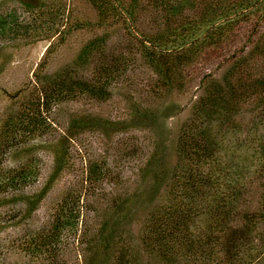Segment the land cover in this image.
<instances>
[{"label":"rangeland","instance_id":"374dc122","mask_svg":"<svg viewBox=\"0 0 264 264\" xmlns=\"http://www.w3.org/2000/svg\"><path fill=\"white\" fill-rule=\"evenodd\" d=\"M56 11L63 14L55 16ZM142 18L138 28L148 30L151 18ZM95 19L86 0H0V264H118L119 246L105 250L97 239L104 225V236L115 233V241L122 235L132 242L136 264H162L157 256L148 257L140 237L146 216L165 195L162 190L150 194L155 182L141 169L154 151L164 153L157 168H172L180 129L203 93L199 75L221 80L229 64L206 62L188 90L155 95L157 77L136 62L139 55L132 48L135 64L112 85L108 100L81 96L59 101L43 110L46 127L25 136L20 129L28 111L23 101L38 88L37 73L46 79L74 66L81 47L104 30L74 29L64 43L62 33ZM113 29L108 48L130 43L124 26ZM253 108L244 105L234 114L239 132L227 136L222 155L250 189L241 213L264 214V157L256 149L264 121ZM7 121L19 128H9ZM4 128L16 131L13 139L3 137ZM95 164L103 173L96 181L88 172ZM65 199L79 200L78 225L61 233L51 253L34 252L37 242L32 240L50 228ZM206 219L202 215L193 232H206ZM254 244L257 251L249 260L248 249L241 253L243 264H264V242L257 237ZM219 258L196 255L187 262L216 264Z\"/></svg>","mask_w":264,"mask_h":264},{"label":"trees","instance_id":"16d2710c","mask_svg":"<svg viewBox=\"0 0 264 264\" xmlns=\"http://www.w3.org/2000/svg\"><path fill=\"white\" fill-rule=\"evenodd\" d=\"M86 1L96 19L84 20L63 32L60 41L64 43L72 30L88 26L103 33L81 47L74 66L46 79L37 73L38 88L25 96L27 119L23 118L20 129L25 136L44 129L43 110L48 111L59 101L81 96L108 100L112 85L123 81L135 64L132 48L139 55L136 62L157 77L155 95L171 89L188 90L189 85L197 83L206 62L228 63L221 80L210 74L204 79L199 75L203 93L180 129L172 168H157L164 153L154 151L141 169L155 182L150 194L158 196L162 190L160 195H165V200L157 202L146 216L140 239L148 257L157 256L162 264H189L187 260L196 255L220 256L216 264H243L242 252L248 249L249 260L257 251L255 238L264 242V214L247 209L241 213L250 189H245L240 172V179L236 178L234 164L222 152L227 136L239 132L233 116L244 105L254 106L256 116L264 121V0ZM146 15L151 18L150 26L148 30L139 29ZM118 25L125 27L130 43L108 48L109 34ZM85 69L90 71L89 76L83 73ZM6 123L9 128L17 127L13 121ZM8 131L4 128L3 137L13 139L16 131ZM256 149L264 157V133ZM88 172L90 180L95 181L103 174L97 164ZM81 215L79 200L65 199L50 228L32 240L37 242L34 252L51 253L55 240L63 231L77 226ZM202 215L208 220L206 232L196 234L193 227ZM104 229L105 225L97 239L105 250L119 246L118 264H136L129 249L132 242L126 238L125 242L122 235L115 241V233L104 236Z\"/></svg>","mask_w":264,"mask_h":264}]
</instances>
